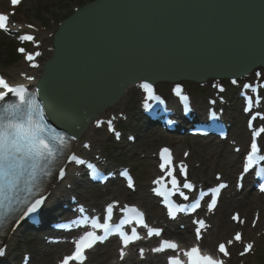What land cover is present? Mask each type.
<instances>
[{"label":"water","instance_id":"obj_1","mask_svg":"<svg viewBox=\"0 0 264 264\" xmlns=\"http://www.w3.org/2000/svg\"><path fill=\"white\" fill-rule=\"evenodd\" d=\"M40 80L51 121L69 130L51 87L100 110L141 78L240 75L264 63V0H97L59 28Z\"/></svg>","mask_w":264,"mask_h":264},{"label":"snow or ice","instance_id":"obj_2","mask_svg":"<svg viewBox=\"0 0 264 264\" xmlns=\"http://www.w3.org/2000/svg\"><path fill=\"white\" fill-rule=\"evenodd\" d=\"M13 6L19 5L21 0H11ZM32 28L33 25H28ZM0 29L5 32L10 31L9 17L0 13ZM22 41L35 42V37L32 35H23L20 37ZM21 53L25 52V49H19ZM40 53H27L26 59L34 61L36 56ZM33 67L38 65L33 64ZM257 77L262 74L257 73ZM33 79V77H28ZM233 84L237 81L233 80ZM145 91L147 100H159L160 98L155 95L153 85L148 82H144L140 85ZM245 88H252V85H245ZM0 228H3L7 223L8 213L13 211V204H26L27 207L22 209L24 215L36 213L38 209L45 203L46 197L39 196L36 199L32 197L36 196V193L41 190V179L51 175L50 165L57 159L58 155L62 154L65 147H67V140L63 134L54 133L49 125L45 122L44 113L36 101L35 97H30L28 89L23 85L12 86L8 81L0 76ZM223 91V88L220 89ZM175 93L184 101L188 100L187 96L182 95V88L177 85ZM9 94H13L17 100L15 102L6 101V97ZM251 101V97L248 98ZM146 107H151L150 104H145ZM259 115V113L257 114ZM215 116V113H213ZM255 118V117H254ZM103 121H97V125L102 124ZM111 125V121L108 122ZM113 130L114 129H110ZM261 133H264V127L253 132V141L250 146V151L246 157V162L243 171L246 173L253 168H256V174L264 178V154H261V147L257 143V138ZM117 136L119 134L117 133ZM75 139V137H73ZM87 147V145H86ZM162 163L160 165L161 170L167 169L166 177H170L171 188L168 187L166 177H160L154 183L159 185L154 189L157 195L164 197L168 202L170 209V215L175 216L177 211L184 210V206L175 205L170 201V197L175 194H179L183 199L187 200L188 196L180 190V182L174 175L175 169L172 168V157L169 149L165 148L161 153ZM71 161L78 164H84L85 161L81 160L78 156L72 155ZM182 174L186 175V166L181 167ZM59 176L62 179L64 176V170L61 169ZM243 179V176H241ZM226 187L225 185H219L218 188L212 190L217 195L220 188ZM183 188L193 189L194 186L190 182L183 184ZM260 190L264 191V184L260 186ZM21 193H25L21 197ZM204 195V194H202ZM216 204L215 199L212 200L210 208H214ZM194 207H199V204H195ZM80 211L83 213L84 209ZM122 211L135 214L140 218V223L143 224L142 213L139 209L126 206ZM113 212V205H109L106 209L105 222L101 223L98 218H85L82 222L84 224H90L93 230L86 231L79 240L75 241V251L64 258L62 264H72L73 261L76 264H84L86 260L85 252L88 249L93 248L98 242H103L107 239L108 235L113 231L118 232L123 240L124 247L126 248L134 240L140 239L139 234L135 229H132L131 235L123 231V224L130 221H121L120 225L113 226L111 224ZM233 220L240 223L243 221L240 219L239 214L233 216ZM200 228H203L204 221L197 222ZM147 227L146 224L143 225ZM200 228L196 230V237L200 239ZM96 230H103L104 235H97ZM149 235H159V229H150ZM235 241H241V233H236L234 237ZM233 241L229 240L228 244H232ZM179 246L172 241H163L162 246L153 251L160 252L166 248L177 249ZM253 249L252 243L244 245V250L240 253L241 256L251 252ZM219 252L224 256H229L230 253L225 244L219 245ZM5 254L4 247H0V256ZM141 256H143V249L140 250ZM121 259H123L125 253L124 249L120 250ZM184 256L187 257V264H224L223 260L214 259L211 255H207L201 252L199 247H192L189 250L184 251ZM169 264H184V261L179 256H172L169 258Z\"/></svg>","mask_w":264,"mask_h":264},{"label":"rangeland","instance_id":"obj_3","mask_svg":"<svg viewBox=\"0 0 264 264\" xmlns=\"http://www.w3.org/2000/svg\"><path fill=\"white\" fill-rule=\"evenodd\" d=\"M88 0H33L27 2L19 11L16 20H20V22L24 23L26 21L37 23L38 25L47 26V31L57 28L58 22L70 14L73 8L77 5H81ZM45 29V28H44ZM43 30L39 32V38H46L47 34ZM48 42V40L46 41ZM41 48L45 47V44L42 43ZM15 44L12 40L6 38L3 34L0 33V67L1 69L7 73L8 75L23 66V60L20 55L15 56ZM14 55V56H13ZM47 54L45 53L44 57ZM135 99V92L132 90L127 100L124 102V109L127 108V111L131 114L133 105L131 101ZM120 106V105H119ZM131 120H134V115L131 114ZM132 124V123H131ZM106 142L102 143L103 145L109 143V138L106 136ZM148 139L145 138L139 141L138 150L144 149L146 151V145ZM108 148V147H107ZM116 157V155H113ZM145 164L148 166L149 162L146 161ZM250 214V213H249ZM19 238L26 239V235L21 233ZM259 257L264 258V242L261 246V250H259L258 254L254 257L249 258V261H258ZM248 261V263H249Z\"/></svg>","mask_w":264,"mask_h":264},{"label":"bare ground","instance_id":"obj_4","mask_svg":"<svg viewBox=\"0 0 264 264\" xmlns=\"http://www.w3.org/2000/svg\"><path fill=\"white\" fill-rule=\"evenodd\" d=\"M41 67H42V63L40 64V66L36 69L34 68H30L27 72L28 74H32V73H37L40 74L41 72ZM17 75V73L15 72L12 73L10 76H13L15 77ZM134 87H132V85L126 87V89L124 90L123 92V95L120 96L118 98V101L115 102L112 106H110L109 108L113 111L115 109H121V108H124V102L127 100L128 96L130 95V92L133 90ZM67 104V103H66ZM120 105V106H119ZM198 105L200 106V103L198 102ZM71 106H73L71 104ZM74 107V106H73ZM104 115V113L102 114L101 112L97 113V117H102ZM105 126V125H104ZM97 127H93V125L91 123L87 124V127L85 128V130H83L80 134H79V140L82 139V140H86L88 141L89 140V143H90V149L92 150H98V151H101L100 149H102L100 146V144H102L103 142H105V139H106V135L103 134L102 132H98L97 131ZM86 148H84L83 150H85ZM93 152V151H92ZM236 162V159L232 160L229 165L231 167L234 166ZM86 170L83 169L82 170V173H85ZM68 180L70 181L71 183H74V180L72 178V176H67L65 178V181ZM55 188H57L60 192H63V193H60V195L64 194H68V192L70 191L69 189L63 187L59 182H56L55 184ZM52 194L53 192H51V194L48 196L49 199L51 201H54L55 198L52 197ZM53 198V199H52ZM48 199V202H51L50 200ZM252 201L253 202H249V203H246L244 208H247V206H250V205H253V206H257V207H264V197H254L252 198ZM232 228H235V226L233 225L232 222L228 221L227 219H225L224 217H221L219 220H218V223H217V229L216 231H218L219 235H223L225 234L226 232L230 231ZM17 232H18V228L17 230H15V232H12L11 234L7 235L8 237L5 238V240L7 241V243H9V246H8V251H7V255L11 258H14L17 256V253H18V250L12 248L11 244L12 242L15 240V237L17 235ZM188 233H182V235H180V238H183L185 236H187ZM112 251V248L108 249V250H105L104 251V256L101 257L100 259H98L97 261V264H103L104 262L107 264V261H108V257H107V254L109 251ZM53 255V254H52ZM46 256L44 257L41 261H39L37 264H51L52 262V257L53 256ZM150 264H155V263H150ZM157 264H160V263H157Z\"/></svg>","mask_w":264,"mask_h":264}]
</instances>
